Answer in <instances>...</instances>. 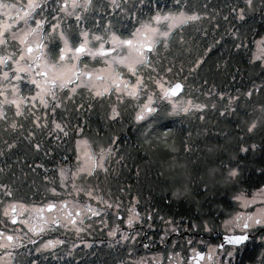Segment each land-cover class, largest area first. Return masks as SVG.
<instances>
[{"label": "trees", "instance_id": "trees-1", "mask_svg": "<svg viewBox=\"0 0 264 264\" xmlns=\"http://www.w3.org/2000/svg\"><path fill=\"white\" fill-rule=\"evenodd\" d=\"M0 1L19 2V6L27 2ZM63 1L46 0L43 13L36 19L51 23V16ZM179 11L195 14L199 21L180 33L175 31L167 48L158 47L148 79L167 72V78L182 82L184 94L197 97L205 110L172 115L165 103L149 118L136 121L137 108L128 102L127 107L126 101L121 103L119 115L114 116L109 112L107 97L86 90L56 96L55 103L60 107L55 113L52 100L48 109L23 106L22 116L16 115L12 104L2 106L0 201L40 206L61 199L51 193V184L61 169L73 166L76 140L87 138L98 147L115 149L106 158L107 172L93 175V183L98 185L94 195L112 203L126 202L128 209L139 214L132 227L110 214L108 222L115 219L114 228L107 230L87 219L85 224L90 222L92 227L89 234L80 237L56 227L32 235L23 225L12 224L1 215L0 231L18 230L24 236L13 248L14 264H129L130 259L149 254L139 247V238L151 251L161 248L162 240L170 243L167 237L173 227L165 221L175 224L182 237L195 235L206 222L210 230H217L215 223L234 210L233 196L237 192H253L264 186V61L256 58L257 42L264 39V0H251V6L247 0H118L114 7L105 0H93L82 19L71 17L67 21L66 30L73 44L80 39L77 29L100 33L103 41L110 33L127 39L156 15ZM59 46L57 41L50 43L49 54H58ZM99 102L104 105L99 106ZM36 115L40 117L39 127L34 122ZM53 120L68 135L56 130ZM110 129L113 135L101 144L95 143ZM232 169L237 172L234 178L229 175ZM86 185L91 186V179ZM3 186L12 192L11 197L3 195ZM95 205L100 207L101 203ZM109 230L112 235L107 234ZM260 230L256 229L254 238L247 242V248L238 251L232 264L264 262V243L257 239ZM56 238L68 239L64 257L54 256L55 250L39 248L41 242ZM207 238L221 241L216 233ZM179 250L188 251L186 246Z\"/></svg>", "mask_w": 264, "mask_h": 264}, {"label": "snow or ice", "instance_id": "snow-or-ice-1", "mask_svg": "<svg viewBox=\"0 0 264 264\" xmlns=\"http://www.w3.org/2000/svg\"><path fill=\"white\" fill-rule=\"evenodd\" d=\"M247 3L251 6V0H247ZM45 6L46 0H27L26 5L19 7L15 4L0 2V9L8 10L4 12V15H10L11 9H16V19L10 24L0 26V46H5L6 49L10 40L17 41L20 46L15 52L0 55V66H2L0 67V76H2V79H0V97H4V100L0 101V104L8 103L15 105L17 116L24 115V111L21 109V103L23 101L15 98L19 91V85L11 84L12 80L21 81L27 79L30 84L34 85L36 91L34 95H31L30 99L32 101L38 100L40 106L44 109L49 108V100L47 98L51 97L53 113H55L56 108L60 107V104L55 103L56 89L63 90L72 84H75V87L70 88L69 92H75L76 87L82 86L89 88L97 96L114 90L133 98L137 97L147 87L144 84V77L140 74V71L142 67L150 66L148 54L154 52L157 44L163 43L165 48L168 47L169 36L173 28L183 25L189 20L199 18L195 15H187L183 11L169 13L167 15H156L152 18L154 23L151 21L142 23L140 27L131 33L130 38L121 39L116 35H112L110 40L111 46L107 48L105 47V43H108V41L101 42L98 48L90 47L89 34L85 31L81 32L83 39L79 42L78 46H74L70 42L71 34L61 29L59 31V39L62 41L63 46L59 48L58 58H53L46 49L48 48V42L54 37L51 33L46 36L43 28L44 20L36 19L37 16L43 13ZM90 6L91 0H71L70 4L69 0H64L63 4L58 6V10L65 13L66 16L75 15L76 20L79 21L81 16L75 10L81 8L87 11ZM243 18V10H241L240 19ZM33 19H35L34 27L30 24V21ZM19 21L23 22V27L12 31L13 25ZM161 24H164L167 30H162L160 27ZM51 27L52 31L55 32L58 25H52ZM94 39L102 41V37L100 36H96ZM257 44L261 55L256 58L259 59L264 57V39L258 41ZM82 56H88L93 59L98 56L103 57L105 67L96 71H89L87 64H85L81 68L79 61ZM9 61L12 62L11 65H9ZM5 68L8 70H3ZM125 69L127 74L122 71ZM10 72H14L15 74L10 77ZM21 73H27L29 76L22 77ZM5 81L8 83H4ZM97 81H102V85H98L96 83ZM154 83L160 89L164 98L176 96L182 89L180 83L168 84L166 86L162 79H156ZM9 85L11 86V92L14 97L11 100L8 99L6 94ZM151 101L152 96L150 95L148 97V103L144 104L140 112L136 115L138 121L144 120L148 114L157 111L151 106ZM190 107H192L191 101H188L187 106L182 108L179 104L173 103V114L179 111L187 113ZM196 107L200 108L202 106L196 105ZM0 116H3L2 110H0ZM34 122L37 123L38 127L40 126L39 117ZM53 123L56 130L63 132L65 136L68 135L60 123H56L55 120H53ZM12 126L15 127V124ZM252 127H255V125L253 124ZM38 147L39 145H37ZM110 152L111 149H101L98 158L93 154H86L81 166L76 172L71 174L73 187H76L74 181L81 172L92 175L97 168H103L105 156ZM229 175L233 178L236 177V170H230ZM60 177L61 186H63L65 178L68 177L64 169L60 170ZM3 188V195L11 197L12 192L8 187L3 186ZM77 191H84V194L89 199H95L97 202L107 204L109 208L112 207L107 201H103L101 197L94 196L91 190L85 191L83 189H77ZM52 192L55 194L56 189L53 188ZM234 199L240 201L241 206L245 208L257 202L255 196L248 199L243 193L235 196ZM3 203V201H0V204ZM117 208H119V205H117ZM25 212H28V215L25 219L20 220V223L28 225L29 232H32L34 235L44 233L51 227L66 228L72 226L79 232L82 229L77 224H83L82 217L86 212L91 213L93 216L100 214L97 209L87 204L69 201L57 203L53 201L46 203L42 207H33L31 210L23 203L8 202L3 207L2 215L9 218L12 224H16L18 219L25 215ZM138 219L139 214L134 209H129L127 225L132 227L133 223ZM227 224L234 229H239V233L225 236L224 241L227 245L232 246L233 249H238L251 238L254 228H264V207L258 208L254 213L237 214ZM19 240V236L9 235L0 231V248H13ZM261 241L264 242V235L261 236ZM32 243H35V241L33 240ZM60 243L62 241L49 239L43 247L48 248ZM218 248L224 249L225 244L219 245ZM216 253L217 249H210L208 260H213V256ZM232 254L233 252L231 250L227 251L229 257ZM196 257L199 260L205 258L201 253H197Z\"/></svg>", "mask_w": 264, "mask_h": 264}, {"label": "rangeland", "instance_id": "rangeland-1", "mask_svg": "<svg viewBox=\"0 0 264 264\" xmlns=\"http://www.w3.org/2000/svg\"><path fill=\"white\" fill-rule=\"evenodd\" d=\"M0 2H2V1H0ZM105 2H106V4L108 6H111V7H114L116 3L118 4V0H105ZM3 3H5V2H3ZM70 3H71V0H69V4ZM92 3H93V0H91V4ZM7 4H15V5H17V7H19V2H12V3H7ZM5 11H8V10L0 9V26L10 24L16 19V9L15 8L11 9L10 15H4ZM75 12L77 14H79L81 16V19H82L84 17V13L86 11H84L81 8H77L75 10ZM164 15H167V14H164ZM191 15H195V14H191ZM195 16H197V15H195ZM71 17L76 19L75 15L66 16L65 13L60 12L58 10L56 14H53L51 16V23L44 22V25H43L44 31H45V28H48L47 32H45V35L47 36L49 33H51L52 36L54 37L51 41L48 42V46H49L50 43L55 42V41H57L58 44L60 45L59 48L63 46L62 41L59 39V31L61 29H63L66 32H69V31L66 30L68 28L67 21ZM150 21L154 23V21H152V19ZM198 21H199L198 19L189 20L185 24L179 25V26L173 28L172 31H171L170 36L175 31L177 33H180V30H183L184 28H186V27H188L190 25H193V24L197 23ZM30 24L34 27L35 26V20L34 19L31 20ZM52 25H58V28L56 29L55 32L52 31V27H51ZM22 27H23V22L19 21V22L15 23L13 25L12 31H16L17 29L22 28ZM160 27H161L162 30H167L166 26L164 24H161ZM103 31H105V30L101 29V32H103ZM81 32H82V30L77 29L78 35L80 34L79 42L83 39V37L81 36ZM85 32H87L89 34L88 35V39H89V42H90L89 46L93 47V48H98L99 44L101 42H103V39H104L103 36L100 33H90L86 29H85ZM96 36L102 37V41L95 40L94 37H96ZM170 36H169V39H170ZM111 37H112V34L110 33V35L108 36V39H107L108 43H105V47L106 48L111 46V44H110ZM79 42L77 44H73V45L74 46H78ZM168 42H169V40H168ZM15 45L17 46V48L20 47L17 41H11V40L9 41V45L6 47V49H5V46H0V55H6L7 53L15 52L16 49H17V48L13 49L15 47ZM168 45H169V43H168ZM159 46L164 47L163 43L157 44L154 52L148 54L149 55L150 66L141 68L140 74L144 77V84L147 85V87H145L140 92V94L137 97L133 98V97H130V96L126 95V94L118 93V92H116L114 90L110 91L108 93H104L103 95H101V96H105V97H107L109 99L108 100L110 102L109 112L112 111V114L114 116H118L119 115V109L118 108L120 107V104L123 103L124 101H126L124 103V106L127 107L128 106L127 102H128L130 106L137 108V113L140 112V110L143 107V105L148 103V97L150 95L152 96V101H151V106L152 107H154L155 109H158V108H160L161 106H163L166 103V105H168L170 107V113L172 115H180V116H182V115L186 114L183 111H179V112H176L175 114H173V103L179 104V106L182 108V107L187 106V102L188 101H191L192 107L189 108V111L194 110V109L198 110V111L199 110H202V111L205 110L206 106L203 104V102L197 101L196 99H198V98L197 97H193V95H188L187 96L186 94H184L183 90L180 91L176 96H173V97H170V98H164L162 96L161 92H160V89L154 83V80L162 79L166 86L168 84H173V83H176V82H180V81H176V80L170 81L167 78V75H168L167 72L166 73H160V76L154 75L153 79H148V77L150 75L149 72L154 69L152 65L154 64V59L159 54L158 51H157ZM11 47H13V48H11ZM46 51L48 52V48L46 49ZM257 51H258V56H260L261 55L260 51L259 50H257ZM58 55H59V51H58V54H56L55 56H51V55L50 56L53 57V58H58ZM260 59L262 61H264V57H262ZM8 63L12 64L11 61H9ZM85 64H87L89 71H96V70H99V69H102V68L105 67L104 58L103 57H99V56L96 57L95 59H93L91 57H88V56H82L81 60L79 61V66L81 68H83V66ZM0 67H2V66H0ZM3 70H8V69L5 68ZM122 71H124L125 74H127L126 73V69L122 70ZM14 74H15L14 72H10L9 76L11 77ZM21 76L22 77H28L29 74L21 73ZM0 79H2V76H0ZM133 80H134V78H133ZM4 83L7 84L8 82L5 81ZM96 83L98 85H102L103 82L102 81H97ZM11 84H18L19 85V91H18V94H17V96L15 98L21 99L23 101L21 103V109H22L23 106H33V105H35V107H37L38 109L39 108H43L42 106H40L38 100L37 101H32L30 99L31 95L35 94L36 89H35V86L30 84L27 79H24V80H21V81L12 80ZM72 87H75V84L69 85L67 88H65L63 90L57 88L56 89V96H58V95L63 96L65 94V92H69V89L72 88ZM80 90H86V91H88V92H90L92 94H95L93 91H90L89 88H85V87L81 86V87H76L75 92H70V95H74ZM23 91L25 93H23ZM6 94H7L9 100L14 98L13 95H12V92H11V86L10 85H9V87L6 90ZM47 99L50 102L51 97H48ZM3 100H4V97H1V101H3ZM4 104H8V103L0 104V110H2V106H4ZM98 105L99 106H103L104 103L99 102ZM196 105H201L202 107L197 108ZM13 106L15 107V105H13ZM15 109H16V107H15ZM154 113L155 112H153L151 114H148L146 116V118H149ZM35 117L37 118V117H39V115H36ZM36 118H35V120H36ZM135 120L138 121L136 119V116H135ZM39 124H40V122H39ZM106 124H107V122L103 126H106ZM36 125H37V123H36ZM113 133H114V130L110 129L108 134H103V135H101L99 137V139H95V143L101 144L102 142L105 141L107 136H111V135H113ZM101 149H104V150L111 149V151L113 153L115 152V149H112L110 147L109 148L98 147V146H96L94 144L93 141H91V140H89L87 138L86 139H81V140H76L75 147H74V151H75V154H76V160L74 161V164H73V166H71L70 169H66L65 170L67 172V174H68V177L65 178V180L63 182V186H61L60 173L59 174L57 173V176H56L57 179H56V181L53 182V184H51V188H50V191H51V193L53 195H56L57 197H59V196L61 197V199H59L58 201H55V202L59 203V202H63V201H69V202H79L81 204H87V205H90L92 208L97 209L100 214L96 215V216H93L91 213H87L86 212L83 215V217H82L83 218V224H79V223L77 224V226L82 229L79 232H77L75 230V228L72 227V226H68L66 228L65 227H59V228L56 227L57 230L62 231L64 233L68 234V235H72L74 237L75 236L76 237H80L82 235V233L83 234L84 233L89 234L88 230L91 229V227H92L91 224L94 225L95 223L100 225L101 229L107 230L109 227H112V229H113L114 228L113 225H114L115 219H112L111 223H110V221L108 222V219H109V215L110 214L111 215L112 214H116L117 215V213L114 210H116L117 212L118 211L120 212L119 214H121V215L119 216V220H122L123 223L127 224V217H123L122 216L123 213L124 214H129V209L128 208L130 206H128V204L126 202H122V204H120V202L118 200V201H115V203H112V202H109L106 199H104V197H102V196L94 195L95 192H96V187H98V185L93 183V179H92L93 175L96 172H98V171H104L103 172L104 174L107 172L105 170L106 167H107V162H108V160L106 161V158L109 156V154H111V152L105 156V159L103 161V164H104L103 168H97L93 172L92 175H88L85 172H81L79 174V176L74 181L76 187L75 188L73 187V180L71 179V174L73 172H76L77 169L81 166L86 154H93V155H95L98 158V155H99ZM90 179H91V186L94 187L95 191L89 185L84 186V183H86V182L89 183ZM86 187H88V188H86ZM53 188L56 189L55 194L52 192ZM77 189H83L85 191L86 190H91L93 192L94 196L101 197L103 201H107L108 204L112 205L111 211L110 212L108 211L109 207L107 206V204H104L102 202H97V200H95V199H89V197H87L84 194V191H77ZM241 193H243L244 196L246 198H248V199H251L253 196H255L257 202L254 203V204H251L247 208H245V207L241 206V202L240 201H237L236 199L233 198V201L235 203V208L230 213H227V215L224 218H222L219 223H215L214 228H216L217 230H210L208 228L209 222H206L204 224V226H203V229L198 231L195 235H187L186 237L185 236L182 237L177 232V230L175 228L177 226L175 224H173L171 221H165L164 224L168 225V227H173V230L171 231V235L167 237V241L170 239V241H169L170 243H167L166 241L162 240L161 242L163 243L162 244L163 247L161 246V248H158L155 251H151L149 249L148 245L146 246L147 242L143 241V243H142L141 238H139V240H138L139 247H143V248L147 249L149 251V254H144L143 253L141 256H138L137 258H134V260L130 259L129 260V264H232L233 261L236 260V258H237L238 251H243V249L245 247L247 248V246H248L247 243H245L244 245L240 246L238 249H233L232 246H229V245L225 246L224 249H219L218 246L221 245L220 244L221 241L220 242H214V240L212 241V239L211 238H207V236L209 234H212V233H216V235H220V236L221 235L238 234L239 233V229L232 228L231 226H229L227 224V222L229 220H231L232 218H234L237 214L254 213V212H256V210L258 208L264 207V202H262V201H264V186H259V187L255 188L253 192L239 191L233 197H235V196H237V195H239ZM82 194H84V198L80 197V195H82ZM86 199H89L90 203ZM11 202H13V201H11ZM49 202H53V201H49ZM7 203L8 202L3 203L2 206L0 207V217L2 215L3 207H5L7 205ZM46 203H48V202H46ZM46 203H43L40 206H34V205H32V206L26 205V206H27V208L29 210H31L33 207H42ZM99 203H101V205H100V207H97L95 204L99 205ZM134 204H133V206H134ZM117 205H119V208H117ZM27 215H28V212H25V215L23 217H20L16 224H21L28 230V225L20 223V220L25 219L27 217ZM95 217H96V222H95ZM5 218L8 221H10L9 218H7V217H5ZM87 219L89 221H91V224H90V222L85 224ZM137 221H135V222H137ZM159 221H160V219H159ZM256 229H261L260 232H262V233H260L259 237L257 236V239H259L260 242H262L261 241V236L264 235V228H261V227L254 228L252 230L251 238H254L253 237L254 234L256 235ZM30 233L32 235H34L32 232H30ZM6 234L16 235V236L20 237V240L16 242V245H18L19 242L22 240V237H24L23 235L20 234V232L18 230H15L13 232L6 233ZM107 234L108 235H112V230L107 231ZM184 235H185V232H184ZM136 236L137 235L135 234L134 237H136ZM134 237L132 238V242L135 239ZM25 239H26V237H25ZM143 239H144V236L142 237V240ZM55 240L62 241V243L56 244V245H54L52 247L45 248V247H43V245L48 241V240H45V241H43V242H41L39 244V248L42 249V250H52V251L55 250L54 254H53L54 256L59 255L61 257H64L63 256V252L65 250H67L65 248V244H66V240H68V239L64 238V240H60L59 238H56ZM101 243H105V242L101 241ZM262 243H264V242H262ZM183 246L187 247V249H188L187 253L186 252H182L181 250H179V248H181ZM105 247H108V245H106ZM13 248H0V251H1V253H0V264H14V262H13V255H14ZM81 248H83V246L79 247V251L80 252H81V250H80ZM154 248L155 247H153V249ZM200 248H202V250H200ZM210 249H217V253L213 256V260H211V261L208 260V254H209V250ZM228 250H231L233 252L231 257H229L227 255V251ZM59 251H61L62 253H59ZM197 253H203L205 258L203 260H199L196 257ZM57 260H60V258H58Z\"/></svg>", "mask_w": 264, "mask_h": 264}, {"label": "water", "instance_id": "water-1", "mask_svg": "<svg viewBox=\"0 0 264 264\" xmlns=\"http://www.w3.org/2000/svg\"><path fill=\"white\" fill-rule=\"evenodd\" d=\"M182 90H183V87H182V89H181L180 91H182ZM225 236H227V235H223V236H222L221 241H222V244H225V246H227V244H226L225 241H224V237H225Z\"/></svg>", "mask_w": 264, "mask_h": 264}, {"label": "flooded vegetation", "instance_id": "flooded-vegetation-1", "mask_svg": "<svg viewBox=\"0 0 264 264\" xmlns=\"http://www.w3.org/2000/svg\"><path fill=\"white\" fill-rule=\"evenodd\" d=\"M252 235V234H251ZM252 239V238H251Z\"/></svg>", "mask_w": 264, "mask_h": 264}]
</instances>
